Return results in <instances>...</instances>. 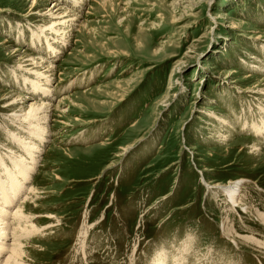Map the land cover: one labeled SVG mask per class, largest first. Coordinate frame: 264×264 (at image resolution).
Here are the masks:
<instances>
[{
    "label": "rangeland",
    "instance_id": "rangeland-1",
    "mask_svg": "<svg viewBox=\"0 0 264 264\" xmlns=\"http://www.w3.org/2000/svg\"><path fill=\"white\" fill-rule=\"evenodd\" d=\"M42 58L53 96L20 264L163 251L168 264H264V139L250 130L264 121V0H0L1 159L19 152L9 131L27 138L12 113L45 101L15 85ZM237 181L235 206L212 188Z\"/></svg>",
    "mask_w": 264,
    "mask_h": 264
},
{
    "label": "bare ground",
    "instance_id": "bare-ground-1",
    "mask_svg": "<svg viewBox=\"0 0 264 264\" xmlns=\"http://www.w3.org/2000/svg\"><path fill=\"white\" fill-rule=\"evenodd\" d=\"M33 1L35 2V0ZM56 7H59V6L57 4H54L52 8H56ZM63 8L64 7L61 6L56 11L54 12L50 11L49 13L50 18H54V19L59 18V21L52 20L53 22L51 23V28L58 30V31L59 29H56V26L65 27L68 25L67 23H69L63 19L64 13L61 14L62 17L58 14H55V12L59 10H63ZM77 19L78 18L75 17L71 19L70 21H74ZM62 34H65V32H62ZM40 43H42L41 44L42 46L40 47H43V44H44L46 47L47 53L53 54L55 56L56 47H53L54 45L50 44V40L44 37L42 41L40 37L36 36V38L32 42V44H34L33 48L35 47L34 49H37L38 48L37 45ZM16 52H18V49L13 51L14 54ZM32 60H36V59H32ZM44 64L45 62H43V58L41 59L40 62H32L29 64L30 66L33 65L35 66L34 68H36V69L34 68L29 69V71L27 70L28 73L30 72L29 75L31 76L33 75L36 77L34 79L36 80L35 82L34 80H31L24 76L18 77V75H16V78H15L16 80L18 79L15 82V85L20 84L22 82L26 90L30 91L29 97L27 95L23 96L21 100H24V101L28 100V101L33 102V100L37 98L36 97L34 99L32 98L34 96H38L40 98L45 99L46 102L42 101L41 103H38V104L33 102L34 104L29 105L27 111H24L25 109L22 110V108H19V110L13 112L10 118L8 119L9 121H11L12 126L16 128L15 129L16 131H21V133H25L27 135V138H30V140L27 138L25 139V137L22 138V136H19L20 133L15 134L9 131L8 133L12 134V138L10 139L13 145L11 143L10 144L14 146L15 148L19 149V152H17L16 150L17 153L15 152L13 153L12 152L13 150L10 148L7 153L9 154L8 156L6 155L4 159H1L0 157V168H2L4 171V172L2 171L3 173L0 171V195H1L0 196V258L4 255V253L6 252L9 253V256L5 259V261L3 262L1 261L2 264H20V262H22L20 246L17 245V242H14V241L18 240L17 238H20L19 236L16 235L17 232L18 231L23 232L27 225V224H23L22 222L24 221V218H25L23 215V211H22L25 205L24 203H26V201H29L30 195L35 194V188L33 186L30 190L29 188L28 189L26 188L30 186L31 181L30 183L27 184L29 186H25V184L30 178H32L33 172L37 170V168L35 167L36 159H38V156L43 152V149L45 146L44 144L48 142L47 136H46L48 134V130L45 125L47 124L46 121L49 118V113L51 112V105L49 104V102H47V100L52 98L51 96H53V93L51 92L52 90L50 91V89L47 86H49V83H50L49 80L51 76L53 75L51 74V72H53V68L50 65L51 68L48 66L44 71H40V67L43 66ZM20 67L22 71L23 66H20ZM14 74L15 73L13 72V75ZM40 83H44V84H40ZM18 103L19 101L13 100L11 101L9 106H14ZM24 103L22 104L24 105ZM260 122H261L260 126L256 124H252L250 127V130L254 134L258 135L259 137L262 136L261 138L264 139L263 119H261ZM34 141L37 143H35ZM202 181L204 183L203 179ZM240 184L241 183L237 181V182L229 183L225 186H214L212 188L219 189L225 195V197H227L228 201L231 202V205L233 204L235 206L238 203V200H237L238 193L237 192L240 191ZM19 201L21 203H19L20 205H17ZM14 206H17L16 208L17 211L15 210L13 213L12 210H10V208H13ZM11 222L12 223L17 222L18 227L15 228ZM24 222L28 223L26 219ZM20 225L22 226L19 227ZM31 227L32 226H27V228H31ZM9 230H11V235L13 236V243H14L13 245L4 244V241H7L9 239L8 238L10 236V233L8 232ZM86 233L87 231L85 228H83L82 231L80 232L79 241H81L82 243L84 241ZM168 256L169 255L166 253V251H163L162 253H159L154 263L155 264H168L169 262H171L169 261V258L172 255L169 258ZM179 257L181 256H178V258ZM184 258L186 259V257ZM172 261H173L172 262L173 264H183V263H179V261L176 259H172Z\"/></svg>",
    "mask_w": 264,
    "mask_h": 264
}]
</instances>
